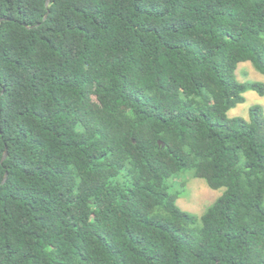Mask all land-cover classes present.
<instances>
[{
	"label": "trees",
	"instance_id": "trees-1",
	"mask_svg": "<svg viewBox=\"0 0 264 264\" xmlns=\"http://www.w3.org/2000/svg\"><path fill=\"white\" fill-rule=\"evenodd\" d=\"M46 1L0 0V264H264V0Z\"/></svg>",
	"mask_w": 264,
	"mask_h": 264
},
{
	"label": "rangeland",
	"instance_id": "rangeland-1",
	"mask_svg": "<svg viewBox=\"0 0 264 264\" xmlns=\"http://www.w3.org/2000/svg\"><path fill=\"white\" fill-rule=\"evenodd\" d=\"M236 74L241 81L264 83V74L256 70L250 61L239 63ZM244 96L245 100L232 107L228 111V116L249 118L250 107L253 105H260L264 112V95L256 90H248ZM169 185L170 192H179L177 204L183 210L198 217L205 213L224 190V188H211L203 178L195 177L188 171H181L176 174L169 180Z\"/></svg>",
	"mask_w": 264,
	"mask_h": 264
},
{
	"label": "water",
	"instance_id": "water-1",
	"mask_svg": "<svg viewBox=\"0 0 264 264\" xmlns=\"http://www.w3.org/2000/svg\"><path fill=\"white\" fill-rule=\"evenodd\" d=\"M49 2H50V0H47V1H46V6L49 5ZM46 17H47V15L45 16V18H46ZM7 19H9V18L1 17V18H0V22L3 21V20H7ZM30 27H31V26H30ZM6 156H7V151H5V154H4V156H3V159H5ZM7 176H8V173L6 172L5 177H4L3 181H2V183H4V182L6 181Z\"/></svg>",
	"mask_w": 264,
	"mask_h": 264
}]
</instances>
